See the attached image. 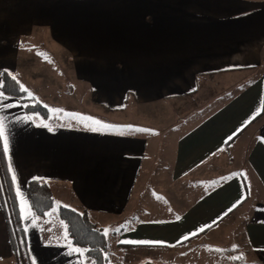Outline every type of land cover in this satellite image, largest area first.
Returning <instances> with one entry per match:
<instances>
[{
    "label": "crops",
    "instance_id": "0c3cea01",
    "mask_svg": "<svg viewBox=\"0 0 264 264\" xmlns=\"http://www.w3.org/2000/svg\"><path fill=\"white\" fill-rule=\"evenodd\" d=\"M262 69L264 0H0V77L48 109L0 102L28 263L90 264L66 206L107 232L110 264H264ZM34 177L54 204L25 219ZM9 205L0 264H19Z\"/></svg>",
    "mask_w": 264,
    "mask_h": 264
},
{
    "label": "trees",
    "instance_id": "16d2710c",
    "mask_svg": "<svg viewBox=\"0 0 264 264\" xmlns=\"http://www.w3.org/2000/svg\"><path fill=\"white\" fill-rule=\"evenodd\" d=\"M12 77L8 72L1 74L0 80L4 81L5 84L2 90L6 95L20 99L27 113L36 112L43 117H47L48 109L34 98L28 97L26 92L21 90L19 82ZM26 193L32 211L36 216H44L54 204L52 192L47 183L30 180L26 184ZM12 194L10 174L0 141V199L3 204L5 201L10 203L11 216L19 245L24 251L25 264H29L26 256L23 232L16 211L12 205ZM58 216L65 224V230L70 244L83 250V254L90 260V264H108L106 259L107 240L105 234L101 227L90 219L87 211H77L70 207L59 206Z\"/></svg>",
    "mask_w": 264,
    "mask_h": 264
},
{
    "label": "snow or ice",
    "instance_id": "6c2138e0",
    "mask_svg": "<svg viewBox=\"0 0 264 264\" xmlns=\"http://www.w3.org/2000/svg\"><path fill=\"white\" fill-rule=\"evenodd\" d=\"M12 78L15 79L14 76ZM4 87H5L4 81L0 80V102L5 100L6 98H8L6 93L2 90ZM20 88H21L22 91L27 92V89L24 88L23 85H20ZM4 107H8V105L0 103V108H4ZM95 123L96 124H102L103 122L99 121V120H95ZM128 127L131 128V126H128ZM0 140L3 141V151L7 155L9 153V141H8L7 128H6V125H5V121H4V118H2V117H0ZM9 171L13 172L12 179H13V181H15L16 180V176L14 174V170L12 169L11 163H9ZM33 179L40 180L41 178L34 177ZM17 192H18V195H20L19 189L17 190ZM234 207H235V205H234ZM25 211L28 213V215H26L24 218L25 219L32 218V208H31L30 205L27 204L26 201H25ZM229 211H231V209H229ZM225 215H227V213H225ZM207 227H211V225H209ZM200 230L203 231L204 229L201 228ZM105 235H107V232H105ZM187 238L188 237L186 236L185 239H187ZM65 239H67V237H65ZM124 242H127V241H124ZM137 243H160V242L139 241ZM66 246L69 247L70 252H75V253H79L80 255H83V250H81L79 248H73L71 244H68Z\"/></svg>",
    "mask_w": 264,
    "mask_h": 264
},
{
    "label": "rangeland",
    "instance_id": "374dc122",
    "mask_svg": "<svg viewBox=\"0 0 264 264\" xmlns=\"http://www.w3.org/2000/svg\"><path fill=\"white\" fill-rule=\"evenodd\" d=\"M262 71H264V69H262ZM59 112V108L58 107H52V113H53V115L55 114V113H58ZM62 112V111H61ZM68 120H70L71 121V119H68ZM95 120H99V121H102V119H97V118H94V121ZM104 124V125H103ZM93 126H97V127H107V125L105 124V123H102V124H96L95 122H93ZM122 249H120V251H121ZM20 259H19V261H20V263L19 264H25V258H24V251H23V249L22 248H20ZM119 258H122V256H120V255H117V256H115V261L112 263V264H124L123 262H121V261H118L119 260ZM128 258V257H127ZM106 259H107V251H106ZM131 259H133L131 256H129V259L128 260H131ZM107 263L108 264H110L109 263V261L107 260Z\"/></svg>",
    "mask_w": 264,
    "mask_h": 264
}]
</instances>
